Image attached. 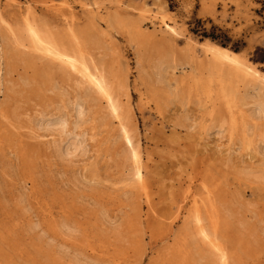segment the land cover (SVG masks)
<instances>
[{
    "label": "rangeland",
    "instance_id": "obj_1",
    "mask_svg": "<svg viewBox=\"0 0 264 264\" xmlns=\"http://www.w3.org/2000/svg\"><path fill=\"white\" fill-rule=\"evenodd\" d=\"M202 29L249 68L231 95ZM256 75L264 0H0V264H264ZM74 103L84 148L64 156L44 122L69 130ZM195 203L204 242L178 237Z\"/></svg>",
    "mask_w": 264,
    "mask_h": 264
},
{
    "label": "bare ground",
    "instance_id": "obj_2",
    "mask_svg": "<svg viewBox=\"0 0 264 264\" xmlns=\"http://www.w3.org/2000/svg\"><path fill=\"white\" fill-rule=\"evenodd\" d=\"M164 25L165 26L163 28H166L167 30H170L169 32L171 34H175V32H173L171 27H168L166 24H164ZM71 37L74 38L73 36H71ZM72 40L71 39L69 40L68 38H63L62 40H57L55 37L47 34L43 44L44 45L46 44L45 45V49L47 51H53L52 49H54V50L59 51L60 54L65 53L64 52L65 50L69 51V52L70 51L81 52V51H79V49L76 48V46L77 47L79 46V48H80V42L77 41V40H73V41ZM80 50H82V49L80 48ZM203 52H204L205 55L211 56V61L214 64L213 65L214 66L213 69H215L216 65H217V67L221 70L222 74L218 73V76H217L216 80H217V82L219 84V89L222 92V95L225 96L226 95L225 93H227V92H229V94L231 95L230 92L232 91V81H233L232 77L238 78V77L242 76V74L246 72L245 70L249 69V68H247L248 66H246L245 63H242L240 61L238 53H233V52H231L230 50H228L226 48L218 47V46H216L215 44H212V43L206 44L204 46ZM63 56H65V55H63ZM220 77H221V79H220ZM225 77H228V78H225ZM256 77H259V79H261L262 85L264 86V77H260L259 75H256ZM81 105L77 104V103L76 104L74 103V108L76 110V113H75L76 115H75V117L74 116L73 117L75 119V122L72 124L73 127L71 126V128L69 130L67 129L66 121L63 118H54V119H52V117H51V120H47V121L45 120V122H44V128L45 129H48V128L51 129L52 128V129L57 130L59 132V140H58V145H57L58 151L57 152H59L60 154H62L64 156H72L78 150H83V148H84L83 147V141H82L83 134L82 133H75V129L77 128L78 124L82 122L83 117H84V108ZM255 106L256 107L251 111L252 115L256 116V115L264 113V100L260 101ZM249 118H252V117L249 116ZM209 201H211V200H209ZM196 203L193 205V208L188 213V217H187V219H192V221H194V222L192 223V221L186 219L188 224L191 222L192 225L193 224L197 225L194 230L191 229V230H193L192 231L193 234H191L190 233L191 231H190L189 232L190 234L188 235L182 230V232L180 233V235L178 237L180 239H182V240L185 237H188V236L189 237H196L195 240L193 239L195 242H197L196 240L204 242L203 237H206V235H205L204 231L202 230L203 229L202 226H200V224L204 221L203 217H201V214L203 212H201L202 209L199 206H197ZM210 207L212 208V205H209L208 208H210ZM216 210H215V212L217 213ZM210 211L208 210L209 215L211 217L213 212L212 211L210 212ZM216 213H215V215H216ZM215 215H214V217H212L213 219L215 218ZM210 217L208 216V218H210ZM212 218H210V219H212ZM187 222H184V224H183L184 228L187 227V226H185ZM209 222L210 221H208V223ZM213 222H214V220H213ZM213 222L211 221L212 225L210 227L212 229V232L215 231V227H214V223ZM188 228H189V226L186 229H188ZM175 244L176 243H174V245ZM178 244H180V245H178ZM175 246H179L178 248L180 250H179V252L177 251L178 253H180V252L185 253V255L183 257L184 258V262H185L186 261V258H185L186 252L184 251L185 243L181 244L180 240H179V243H177ZM4 247L6 248V246H4ZM197 248L198 247H196V245H195V252H196ZM175 249H176V247H175ZM169 253H170V251H169ZM183 253H180V254H182L181 256H183ZM170 255H172V254H170ZM199 255H201V254H199ZM202 256H204L203 253H202ZM199 257H201V256H199Z\"/></svg>",
    "mask_w": 264,
    "mask_h": 264
},
{
    "label": "trees",
    "instance_id": "obj_3",
    "mask_svg": "<svg viewBox=\"0 0 264 264\" xmlns=\"http://www.w3.org/2000/svg\"><path fill=\"white\" fill-rule=\"evenodd\" d=\"M214 32L213 29L209 33L202 29L201 31H196L195 34L200 35L202 39H209L212 42L218 43L223 48L229 47L230 39L223 33L216 35ZM233 50L237 52L238 48L235 47Z\"/></svg>",
    "mask_w": 264,
    "mask_h": 264
}]
</instances>
